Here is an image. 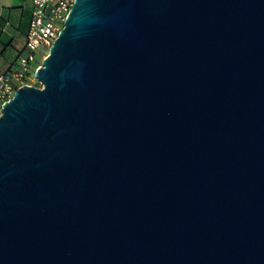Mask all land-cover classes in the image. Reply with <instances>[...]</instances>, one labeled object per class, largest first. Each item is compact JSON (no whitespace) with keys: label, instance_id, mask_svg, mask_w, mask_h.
Instances as JSON below:
<instances>
[{"label":"water","instance_id":"obj_1","mask_svg":"<svg viewBox=\"0 0 264 264\" xmlns=\"http://www.w3.org/2000/svg\"><path fill=\"white\" fill-rule=\"evenodd\" d=\"M0 116V264H264V0H76Z\"/></svg>","mask_w":264,"mask_h":264},{"label":"built area","instance_id":"obj_2","mask_svg":"<svg viewBox=\"0 0 264 264\" xmlns=\"http://www.w3.org/2000/svg\"><path fill=\"white\" fill-rule=\"evenodd\" d=\"M31 1L34 8L29 22L25 48L18 54L8 70L0 74V116L4 104L14 97L20 87L37 86L36 72L64 28L76 0ZM38 53H41L39 62Z\"/></svg>","mask_w":264,"mask_h":264},{"label":"crops","instance_id":"obj_3","mask_svg":"<svg viewBox=\"0 0 264 264\" xmlns=\"http://www.w3.org/2000/svg\"><path fill=\"white\" fill-rule=\"evenodd\" d=\"M23 2L28 3L32 9L33 3L31 0H0V74L8 70L23 50L15 51L12 47L16 28L25 19L22 10ZM31 15L32 10L28 16V25Z\"/></svg>","mask_w":264,"mask_h":264},{"label":"rangeland","instance_id":"obj_4","mask_svg":"<svg viewBox=\"0 0 264 264\" xmlns=\"http://www.w3.org/2000/svg\"><path fill=\"white\" fill-rule=\"evenodd\" d=\"M33 8L31 9V7L28 5V3H22V10H23V15H24V21L21 22L20 24H18L17 28H16V35H15V39H14V43H13V49L15 51H20L22 49H24L25 45H26V36H27V32H28V16L29 13L31 12V10L33 11ZM20 11V10H19ZM7 38V36H6ZM37 58H38V62L41 60V53L37 54ZM37 86H40L39 82L37 83Z\"/></svg>","mask_w":264,"mask_h":264}]
</instances>
